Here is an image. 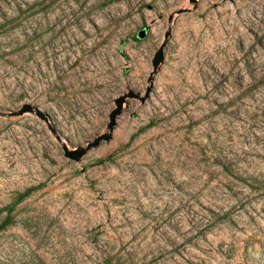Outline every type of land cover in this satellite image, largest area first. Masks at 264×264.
<instances>
[{
  "label": "rangeland",
  "instance_id": "1",
  "mask_svg": "<svg viewBox=\"0 0 264 264\" xmlns=\"http://www.w3.org/2000/svg\"><path fill=\"white\" fill-rule=\"evenodd\" d=\"M7 215L0 264H264V0H0Z\"/></svg>",
  "mask_w": 264,
  "mask_h": 264
},
{
  "label": "water",
  "instance_id": "2",
  "mask_svg": "<svg viewBox=\"0 0 264 264\" xmlns=\"http://www.w3.org/2000/svg\"><path fill=\"white\" fill-rule=\"evenodd\" d=\"M148 26L140 29L138 31V37L143 38L146 36L147 31H148ZM163 59V50L159 49L152 60L153 66L156 69L160 63V61ZM130 96H133V93L129 92V93H124L120 96H118L117 98H115V107L111 110V112L109 113V122H108V126L111 128L115 125L116 123V117L117 115H119L121 113L122 110V106L123 103L126 101V98ZM110 135L109 133H103L101 135H98L94 140H92L91 142H89L88 144V148L94 147L96 146L101 140H106L109 139ZM63 150H64V155L72 158V159H79L80 157H82L87 149L84 146H78L77 148H73V149H69L67 146H63Z\"/></svg>",
  "mask_w": 264,
  "mask_h": 264
},
{
  "label": "trees",
  "instance_id": "3",
  "mask_svg": "<svg viewBox=\"0 0 264 264\" xmlns=\"http://www.w3.org/2000/svg\"><path fill=\"white\" fill-rule=\"evenodd\" d=\"M11 220V216L7 215L4 220L0 223V230L5 228Z\"/></svg>",
  "mask_w": 264,
  "mask_h": 264
}]
</instances>
